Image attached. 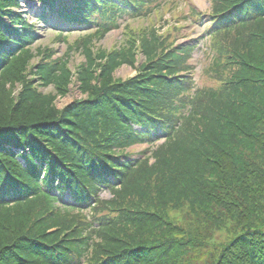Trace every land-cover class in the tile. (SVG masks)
Wrapping results in <instances>:
<instances>
[{
  "label": "trees",
  "instance_id": "trees-1",
  "mask_svg": "<svg viewBox=\"0 0 264 264\" xmlns=\"http://www.w3.org/2000/svg\"><path fill=\"white\" fill-rule=\"evenodd\" d=\"M39 1L87 27L73 43L85 98L56 107L70 52L32 49L19 0H0V264H264V0H210L214 85L202 88L195 45L174 41L183 26L154 25L175 1ZM146 18L123 45L95 48ZM202 19L189 9L181 21ZM123 65L136 75L115 79ZM138 144L152 149L133 159Z\"/></svg>",
  "mask_w": 264,
  "mask_h": 264
},
{
  "label": "rangeland",
  "instance_id": "rangeland-1",
  "mask_svg": "<svg viewBox=\"0 0 264 264\" xmlns=\"http://www.w3.org/2000/svg\"><path fill=\"white\" fill-rule=\"evenodd\" d=\"M166 1H175L177 6L169 5L168 7H164L163 10L157 14V19L159 15H163L161 21H156L154 25L157 29H160V33L167 30L170 26H175L178 22L180 26H183V29L178 33V39H175V43H188L195 45V50L192 52L191 55V64L194 67V74L193 80L195 85L198 88L213 86L214 82L207 78L204 70L208 64V60L210 58L208 46L205 44L204 41H201V32L203 31L204 26L207 24L205 21L201 25L193 24L191 22H182L181 18L184 15H187L189 9L195 10L197 13L203 16V19H207L206 15L209 13L211 8L210 0H166ZM168 8V9H167ZM21 12L25 14L27 18H29L33 22L34 31L37 34V40L31 46L32 49L36 50L38 48L43 49L47 48L54 51V59L55 58H64L67 52H70V56L67 58L68 60V67L71 69L72 77L70 84L68 86V92L64 97H57L55 100V105L58 109L63 108L64 106L70 104L74 100H77L81 97L78 91V84L75 82L74 78V67L77 64H80L84 61L82 54L79 51L75 50L73 47V43L75 39L79 36V32L74 31L71 34H67L66 41L59 42L56 37V33L52 30V24H60V22L56 19L50 18L49 16H43V8L37 1H33L32 3L29 2H22L21 5ZM150 20L140 19L136 21H126L121 25V28L109 33L105 38L102 40L94 43L95 48H102L104 50H111L113 48H117L125 43V36L124 31L127 27L131 29H137L143 25H150ZM58 40V41H57ZM69 45H72L69 46ZM40 58V56H39ZM39 58L31 61V65H35ZM138 61L141 60V56L138 55L136 58ZM135 74V70L127 65H123L122 67L118 68L114 73L113 77L115 79H128ZM41 91L43 93L53 92L55 94L52 87L49 88H42ZM16 93V92H14ZM3 98V97H2ZM157 142L156 144H159ZM154 146V145H153ZM152 148L147 146L146 144L141 145H134L130 147L127 152L133 159H142V153L151 150ZM149 154V153H148ZM101 196L104 199H109L110 194L105 189L102 190ZM67 197H65L66 199Z\"/></svg>",
  "mask_w": 264,
  "mask_h": 264
},
{
  "label": "bare ground",
  "instance_id": "bare-ground-1",
  "mask_svg": "<svg viewBox=\"0 0 264 264\" xmlns=\"http://www.w3.org/2000/svg\"><path fill=\"white\" fill-rule=\"evenodd\" d=\"M23 1H25V2H29V3H32L33 1H36V0H19V6H18V7H14V8H12V10H13L14 12H16V13L21 14V15H22V18H23V20H24V22H25L30 28L34 29L33 22H32L29 18H27L23 12L20 11V9H21V5H22V2H23ZM3 20L5 21L6 24H9V19H8V18H4ZM3 140L6 141L4 138H3Z\"/></svg>",
  "mask_w": 264,
  "mask_h": 264
}]
</instances>
